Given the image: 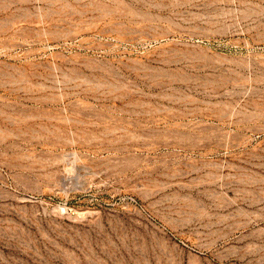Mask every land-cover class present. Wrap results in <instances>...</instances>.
Segmentation results:
<instances>
[{
    "label": "rangeland",
    "instance_id": "374dc122",
    "mask_svg": "<svg viewBox=\"0 0 264 264\" xmlns=\"http://www.w3.org/2000/svg\"><path fill=\"white\" fill-rule=\"evenodd\" d=\"M0 264H264V0H0Z\"/></svg>",
    "mask_w": 264,
    "mask_h": 264
}]
</instances>
